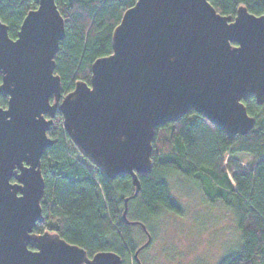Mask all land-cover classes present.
Instances as JSON below:
<instances>
[{
  "label": "water",
  "instance_id": "95a60500",
  "mask_svg": "<svg viewBox=\"0 0 264 264\" xmlns=\"http://www.w3.org/2000/svg\"><path fill=\"white\" fill-rule=\"evenodd\" d=\"M65 34L56 0H38L16 38L0 18V264H123L118 252L89 256L58 232H33L44 220L42 157L57 112L107 178L132 177L123 217L147 235L134 252L143 264L152 235L127 214L139 174L152 169L155 130L190 111L231 138L254 127L245 101L264 104V13L240 5L228 16L210 0H136L113 30L112 53L92 63L90 82L63 94L55 57Z\"/></svg>",
  "mask_w": 264,
  "mask_h": 264
},
{
  "label": "trees",
  "instance_id": "16d2710c",
  "mask_svg": "<svg viewBox=\"0 0 264 264\" xmlns=\"http://www.w3.org/2000/svg\"><path fill=\"white\" fill-rule=\"evenodd\" d=\"M135 1L56 0L66 27L55 57L63 94L78 80L90 82L92 63L112 53L113 30ZM210 1L228 16L234 17L240 5L255 14L264 13V0ZM37 5L38 0H0V18L12 38ZM245 104L256 123L247 134L233 138L195 111L159 125L153 139L152 169L139 174L141 189L129 200L128 218L144 222L150 231V222L162 208L181 213L167 180L169 172H176L194 182L210 202H221L235 214L239 238L216 264H264V104L255 96ZM0 105L7 106V97L0 96ZM57 116L63 118L60 112ZM48 135L54 142L42 157L44 220L37 222L33 232H58L84 247L89 256L112 250L122 255L123 264L130 255L132 264H138L134 252L142 243L135 242L134 227L142 234L145 231L123 217L124 199L135 189L132 177L107 178L72 142L63 121L54 119ZM238 153H246L248 163L234 158L225 162V155Z\"/></svg>",
  "mask_w": 264,
  "mask_h": 264
},
{
  "label": "rangeland",
  "instance_id": "374dc122",
  "mask_svg": "<svg viewBox=\"0 0 264 264\" xmlns=\"http://www.w3.org/2000/svg\"><path fill=\"white\" fill-rule=\"evenodd\" d=\"M264 110V108H263ZM56 120L63 121L60 116ZM248 163L246 153L225 155ZM170 191L182 211L162 208L150 222L151 242L140 252L143 264H216L239 238L234 212L221 202H210L192 181L176 172L167 174ZM135 242L144 243L147 235L134 227ZM133 256L126 259L132 264Z\"/></svg>",
  "mask_w": 264,
  "mask_h": 264
}]
</instances>
